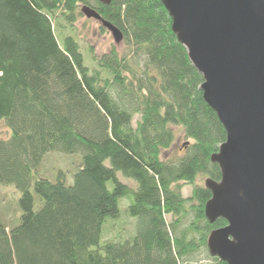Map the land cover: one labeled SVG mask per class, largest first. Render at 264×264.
I'll use <instances>...</instances> for the list:
<instances>
[{
  "label": "trees",
  "instance_id": "trees-1",
  "mask_svg": "<svg viewBox=\"0 0 264 264\" xmlns=\"http://www.w3.org/2000/svg\"><path fill=\"white\" fill-rule=\"evenodd\" d=\"M83 6L125 45L93 67L57 34ZM203 82L161 0H0V185L20 192L17 218L0 206V264H227L197 184L220 181L227 135ZM177 131L183 153L165 155ZM54 152L79 157L71 182L42 169Z\"/></svg>",
  "mask_w": 264,
  "mask_h": 264
},
{
  "label": "water",
  "instance_id": "water-1",
  "mask_svg": "<svg viewBox=\"0 0 264 264\" xmlns=\"http://www.w3.org/2000/svg\"><path fill=\"white\" fill-rule=\"evenodd\" d=\"M161 2L227 133L211 156L221 179L205 180L211 192L205 216L211 223L227 221L210 233L209 252L227 264H264V0ZM81 11L109 30L115 43L123 41L121 30L96 10Z\"/></svg>",
  "mask_w": 264,
  "mask_h": 264
},
{
  "label": "rangeland",
  "instance_id": "rangeland-1",
  "mask_svg": "<svg viewBox=\"0 0 264 264\" xmlns=\"http://www.w3.org/2000/svg\"><path fill=\"white\" fill-rule=\"evenodd\" d=\"M71 32L76 34L82 51L86 57V63L91 67H93L95 64L93 57L102 55L112 46H116L120 50L125 49L124 43H115L111 32L106 28H102L101 23L95 19H88L83 16L76 22L75 28L73 30L65 28L63 32L58 30L57 34L58 36L62 37L64 33L69 34ZM185 141L186 140L183 137V134L178 132L175 144L165 153V155L172 156L183 153V144ZM78 160L79 157L77 155L54 152L47 156L42 169L45 170L51 177L54 176V173L58 174L59 171H63L67 180L71 182L73 179V174L78 169ZM120 178L131 185H135V182L132 179L126 178L121 174ZM205 179L198 180L197 184L204 185ZM183 192L185 195H188L190 193V188L185 187ZM19 197L20 192H18L14 186L0 185V206L2 208L4 205H6L5 207L12 218H17L18 213H20L18 206ZM12 210L13 212H10ZM4 211L6 210L3 209V212Z\"/></svg>",
  "mask_w": 264,
  "mask_h": 264
}]
</instances>
